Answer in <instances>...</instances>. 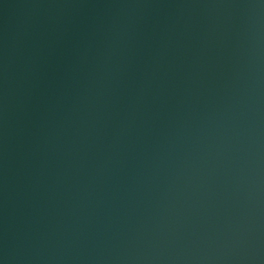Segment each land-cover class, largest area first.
<instances>
[{"label": "water", "instance_id": "1", "mask_svg": "<svg viewBox=\"0 0 264 264\" xmlns=\"http://www.w3.org/2000/svg\"><path fill=\"white\" fill-rule=\"evenodd\" d=\"M0 264H264V0H0Z\"/></svg>", "mask_w": 264, "mask_h": 264}]
</instances>
